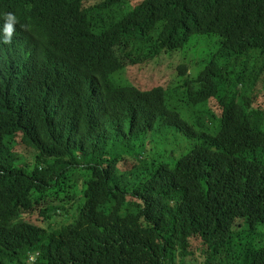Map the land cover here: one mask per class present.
Here are the masks:
<instances>
[{
	"label": "trees",
	"instance_id": "1",
	"mask_svg": "<svg viewBox=\"0 0 264 264\" xmlns=\"http://www.w3.org/2000/svg\"><path fill=\"white\" fill-rule=\"evenodd\" d=\"M5 13L24 68L0 83V264H264V0H0V27Z\"/></svg>",
	"mask_w": 264,
	"mask_h": 264
},
{
	"label": "rangeland",
	"instance_id": "2",
	"mask_svg": "<svg viewBox=\"0 0 264 264\" xmlns=\"http://www.w3.org/2000/svg\"><path fill=\"white\" fill-rule=\"evenodd\" d=\"M197 45V44H195ZM195 45L191 46L190 48H186V50L184 51V53H182V58L184 57L186 60L190 59L191 61H196L193 63H190V68L189 69V73L190 75L193 76V72H191V70L193 71V69H195V74H198V72L200 71L201 67H202V63L200 61L201 58H203V54H199V55H195V52L197 50L194 49ZM258 52H252L250 54V61H249V65H260V58L258 57ZM176 61L179 62V58L176 59ZM244 59L242 60L243 63ZM199 62V67L196 68L194 67V65ZM194 74V76H195ZM191 76V77H192ZM180 77H178L177 75H174L173 77L168 78V83L170 81V85L168 86L169 89H174L177 85V83L180 81ZM171 86V87H170ZM172 93V94H171ZM259 93V92H258ZM167 98V103L169 105V107L173 108V109H177V110H185V107L183 106V99L180 96L175 95L173 92L169 91L167 92L166 95ZM264 103V95L260 94L259 98L257 99V101L255 102V106H261ZM168 140V141H167ZM157 139L156 142H151L150 143V155L152 156L153 159L156 160H162L163 157L167 156L168 152L171 151L174 148H178L180 145L183 146L182 151L185 150V141L182 140L181 138L178 139L177 142L175 141H169V139ZM121 148V146H118L116 149ZM57 221H59V219H57Z\"/></svg>",
	"mask_w": 264,
	"mask_h": 264
},
{
	"label": "clouds",
	"instance_id": "3",
	"mask_svg": "<svg viewBox=\"0 0 264 264\" xmlns=\"http://www.w3.org/2000/svg\"><path fill=\"white\" fill-rule=\"evenodd\" d=\"M4 20L5 23L2 22L0 27V83L4 77L11 76L13 70L16 73L24 68L23 66L18 67L20 63H15L13 59V56H16L15 51L9 47L15 39L13 36L18 23L17 18L13 13H5Z\"/></svg>",
	"mask_w": 264,
	"mask_h": 264
},
{
	"label": "bare ground",
	"instance_id": "4",
	"mask_svg": "<svg viewBox=\"0 0 264 264\" xmlns=\"http://www.w3.org/2000/svg\"><path fill=\"white\" fill-rule=\"evenodd\" d=\"M34 17H35V16H34ZM42 18H43V17H42ZM39 19H40V18H39ZM38 21H39V20H38ZM50 22H51V21H50ZM15 28H16V27H15ZM17 36H18V35H17V31L15 30V34H14L13 37L16 38V39L24 40V38H19V37L17 38ZM55 38H56V37H55ZM65 38H66V37H65ZM63 39H64V38H63ZM78 39H79V38H78ZM157 39H158V37H157ZM66 40H67V39H66ZM68 40H69V39H68ZM159 40H160V39H159ZM201 40H202V39H201ZM157 41H158V40H157ZM202 42H203V41H202ZM203 43H204V42H203ZM167 45H168V44H167ZM201 45H202V44H201ZM206 45H207V44H206ZM51 46H52V45H51ZM138 46H139V45H138ZM146 46H147V45H146ZM140 47H141V46H140ZM195 47H196V45H195ZM148 50H149V49H148ZM145 52H146V53H144V54L146 55V54H147V50H146ZM152 52H153V51H152ZM152 52H151V54L153 55ZM163 52H164V51H163ZM163 52H162V54H163ZM165 52H166V51H165ZM149 53H150V52H149ZM201 54H203V53H201ZM70 55H71V54H70ZM145 55H143V58H144ZM149 55H150V54H149ZM149 55H148V56L146 55V58H145V59H147V57H149V58L151 59V62H152V57H150ZM203 55H204V54H203ZM218 55H219V54H218ZM161 56H162V55H161ZM67 57H68V56H67ZM203 57H204V56H203ZM72 58H73V57H72ZM74 58H75V57H74ZM74 58H73V60H74ZM220 58H222V57H220ZM78 59H79V57H78ZM94 59H95V58H94ZM204 59H205V58H204ZM222 59H223V58H222ZM69 60H70V57H69ZM81 60H82V59H81ZM147 60H148V59H147ZM220 60H221V59H220ZM159 61H160V60H159ZM201 61H202L201 63H204V62L206 63V61H205V60L203 61L202 58H201ZM216 61H217V59H216ZM148 62H149V61H148ZM151 62H150V63H151ZM154 62H155V60H154ZM156 62H157V61H156ZM141 63H143V62H141ZM150 63H149V64H150ZM222 63H223V61H222ZM146 64H147V63H146ZM146 64H145V66H146ZM217 64H218V63H217ZM141 65H142V64H141ZM203 65L205 66V64H203ZM145 66H144V68H145ZM147 66H148V65H147ZM181 67H182V66H181ZM181 67H180V68H181ZM184 67H185V66H184ZM184 67H183V68H184ZM66 68H67V67H66ZM141 68H142V67H141ZM144 68H143V69H144ZM176 68H177V67H176ZM187 68H188V67H187ZM187 68L185 69V71H188ZM189 68H190V67H189ZM202 68H203V67H202ZM86 70H87V68H86ZM89 70H90V69H89ZM136 71H138V70H136ZM181 71H182V70H181ZM200 71H201V69H200ZM138 72H140V71H138ZM179 72H180V71H179ZM191 72L194 73V71H192V70H191ZM180 73H181V72H180ZM198 73H199V72H198ZM95 74H96V73H95ZM95 74H94V75H95ZM182 74H184L183 71H182ZM186 74H187V73H185V75H186ZM66 75H67V74H66ZM191 76H192V75H191ZM193 76H194V74H193ZM191 78H192V77H191ZM98 79H99V77H98ZM110 79H112V78H110ZM79 80H80V79H79ZM71 81H72V80H71ZM112 81H113V80H112ZM75 83H76V82H75ZM121 86H122V85H121ZM126 86H127V85H126ZM170 87H171V86H170ZM54 88H55V87H54ZM74 89H75V87H74ZM95 89H96V88H95ZM168 89H169V88H168ZM175 89H176V88H175ZM173 90H174V89H173ZM145 92H146V91H145ZM171 92H172V91H171ZM171 94H172V93H171ZM212 98H213V97H212ZM166 99H167V98H166ZM111 102H113V101H111ZM166 102H167V101H166ZM113 103H114V102H113ZM144 103H145V102H144ZM144 103H143V104H144ZM149 104H150V103H149ZM166 105H167V104H166ZM112 106H113V105H112ZM145 106H146V105H145ZM147 106H148V105H147ZM151 106H152V105H151ZM107 107H108V106H107ZM109 107H110V105H109ZM148 107H149V106H148ZM102 108H104V106H103ZM110 108H111V109H109V112H110V110H112V107H110ZM99 109H100V108H99ZM99 109H98L97 111H99ZM106 109H107V108H106ZM106 109H105V110H106ZM173 110H174V109H173ZM176 110H177V109H176ZM176 110H175V111H176ZM90 111H91V110H90ZM90 111H89V112H90ZM102 111H103V110H102ZM178 111H179V113H180V110H178ZM104 112H105V111H103V113H104ZM172 112H174V111H172ZM112 113H113V112H112ZM176 113H177V112H176ZM5 114H6V113H5ZM106 114H107V113H106ZM41 115H42V114H41ZM114 115H115V114H114ZM157 115H158V114H157ZM119 116H120V115H119ZM143 116H144V114H143ZM183 116H184V115H183ZM24 117H25V116H24ZM33 117H34V116H33ZM90 117H91V113H90ZM90 117H89V118H90ZM92 117H93V114H92ZM101 117H102V116H101ZM128 117H129V116H128ZM128 117H127V118H128ZM141 117H142V116H141ZM157 117H158V116H157ZM94 118H95V116H94ZM107 118H108V117H107ZM113 118H114V117H113ZM115 118H116V115H115ZM117 118H119V117H117ZM123 118H124V117H123ZM130 118H132V117H130ZM195 118H197V117H195ZM92 119H93V118H92ZM97 119H98V118H97ZM125 119H126V118H125ZM138 119H139V117H138ZM38 120H39V119H38ZM86 120H87V119H86ZM88 120H89V119H88ZM113 120H114V119H113ZM116 120H117V119H116ZM118 120H119V119H118ZM118 120H117V121H118ZM126 120H127V119H126ZM183 120H184V117H183ZM96 121H97V120H96ZM102 121H103V120H102ZM104 121H105V120H104ZM120 121H121V120H120ZM120 121H119V122H120ZM138 121H139V120H138ZM196 121H197V119H196ZM196 121H195V123H197ZM121 122H122V121H121ZM123 122H124V121H123ZM134 122H135V119H134ZM155 122H156V121H155ZM212 122H214V121H212ZM96 123H97V122H96ZM99 123H100V122H98V125H99ZM112 123H113V121L111 122V124H112ZM127 123H128V122H127ZM131 123H132V121H131ZM135 123H136V122H135ZM137 123H138V122H137ZM164 123H165V121H164ZM164 123H163V125H165ZM107 124H108V123H107ZM132 124H133V123H132ZM132 124L129 125V126H131V128H132ZM139 124H141V123H139ZM139 124H138V125H139ZM143 124H144V123H143ZM143 124H142V125H143ZM153 124H154V123H153ZM202 124H203V123H202ZM204 124H205V123H204ZM209 124H210V122H209ZM211 124H212V123H211ZM116 125H117V124H116ZM136 125H137V124H136ZM136 125H135V126L133 125V126L136 127ZM193 125H194V124H193ZM205 125H206V124H205ZM212 125H213V124H212ZM107 126H108V125H107ZM107 126H106V127H107ZM123 126H124V125H123ZM202 126H203V125H202ZM119 127H120V126H119ZM134 127H133V129H134ZM139 127H140V126H139ZM150 127H151V126H150ZM164 127H168V126H164ZM177 127H178V126H177ZM182 127H183V126H182ZM182 127H181V129L184 128V127H183V128H182ZM108 128H109V127H108ZM108 128H107V129H108ZM117 128H118V127H117ZM124 128H125V127H124ZM124 128H123V129H124ZM136 128H137V127H136ZM144 128H145V127H144ZM179 128H180V127H179ZM179 128H177V129H179ZM205 128H207V127H205ZM212 128H213V127H212ZM214 128H215V127H214ZM217 128H218V127H217ZM217 128H215V129H217ZM220 128H221V127H220ZM107 129H106V131H107ZM110 129H111V128H110ZM133 129H132V130H133ZM175 129H176V128H175ZM210 129H211V127H210ZM108 130H109V129H108ZM120 130H121V129H120ZM128 130L130 131V129H128ZM139 130H140V129H139ZM143 130H144V129H143ZM143 130H142V132H143ZM207 130H209V128H208ZM3 131H4V129H3ZM136 131H137V130H136ZM209 131H210V130H209ZM213 131H214V130H213ZM218 131H219V128H218ZM119 132H122V131H119ZM142 132H141V133H142ZM151 132H152V131H151ZM107 133H108V131H107ZM129 133H130V132H129ZM132 133H133V132L131 131V134H132ZM217 133H218V132H217ZM0 134H1V133H0ZM215 134H216V133H215ZM99 135H100V134H99ZM99 135H98V136H99ZM116 135H117V134H116ZM125 135H127V134H125ZM134 135H136V134H134ZM134 135H133V136H134ZM140 135H141V134H140ZM106 136H107V135H106ZM129 136H130V135H129ZM133 136H132V137H133ZM144 136H145V135H144ZM190 136H191V135H190ZM123 137H124V135H122V139H123ZM37 138H38V137H37ZM119 138H120V137H119ZM133 138H134V137H133ZM1 139H2V138H1ZM1 139H0V140H1ZM112 139L114 140V138H111V141H112ZM3 140H4V139H3ZM15 140H16V139H15ZM15 140H14V141H15ZM116 140H117V139H116ZM125 140H126V139H125ZM4 141H5V140H4ZM10 141H11V140H10ZM10 141H9V142H10ZM114 141H115V140H114ZM120 141H122V140L120 139ZM12 142H13V140H12ZM115 142H116V141H115ZM125 142H127V141H125ZM125 142H124V139H123V142H121V144H122V143L124 144ZM128 142H129V141H128ZM5 143H7V142H5ZM10 143H11V142H10ZM118 143H120V142H118ZM118 143H117V144H118ZM115 144H116V143H115ZM126 144H127V143H126ZM27 145H28V144H27ZM128 145L132 146V144H129V143H128ZM29 147H30V144H29ZM49 147H50V146H49ZM0 148H1V147H0ZM6 148L8 149V147H6ZM127 148H128V147H127ZM130 149H131V148H130ZM22 150L25 151V149H23V147H22ZM22 150H21V151H22ZM30 150H31V149H29V151H28L29 153H30ZM37 150H38V148H37ZM66 150H67V148H66ZM66 150H65V151H66ZM124 150H125V149H124ZM132 150H134V149L132 148ZM41 151H42V150H41ZM26 152H27V150H26ZM26 152L24 153V156H25ZM0 153H1V152H0ZM4 153H5V152H4ZM4 153H3V154H4ZM19 153H20V151H19ZM29 153H28V154H29ZM32 153H35V152H32ZM43 153H44V152H43ZM53 153H54V152H53ZM1 154H2V153H1ZM5 154H7V152H6ZM39 154H40V153H39ZM45 154H47V153H45ZM34 155H36V154H34ZM49 155H50V153H49ZM52 155H53V154H52ZM54 155H56V154H54ZM65 155H66V153H65ZM116 155H117V154H116ZM118 155H119V153H118ZM29 156H31V154H29L27 157H29ZM32 156H33V154H32ZM32 156H31V157H32ZM39 156H40V155H39ZM104 156H105V155H104ZM110 156H111V155H110ZM110 156L108 155V157H110ZM124 156H125V155H124ZM3 157H5V156H3ZM27 157H26V158H27ZM55 157H56V156H55ZM100 157H101V156H100ZM113 157H114V156H113ZM119 157H121V153H120ZM126 157H127V156H126ZM34 158H35V157H34ZM34 158H33V161H34ZM36 158H37V157H36ZM63 158H64V157H63ZM111 158H112V157H111ZM117 158H118V156H117ZM117 158H116V159H117ZM136 158H137V157H136ZM127 159H129V158H127ZM132 159H133V158H132ZM134 159H135V158H134ZM17 160H18V158H17ZM101 160H102V158H101ZM33 161H32V162H33ZM35 161H36V159H35ZM35 161H34V162H35ZM112 161H113V160H112ZM119 161H120V160H119ZM124 161H125V160H124ZM128 161H129V160H128ZM132 161H133V160H132ZM32 162L29 164V166H30L31 164H33ZM103 162H105V161H103ZM106 162H107V163H106ZM106 162H105V163L108 164V160H107ZM109 162H110V160H109ZM110 163H111V162H110ZM128 163H129V162H128ZM137 163H138V162H137ZM27 164H28V163H27ZM33 165H35V164H33ZM137 166H138V165H137ZM24 167H25V166H24ZM35 167H36V166H33V168H35ZM128 168H129V167H128ZM130 168H131V167H130ZM134 168H135V167H134ZM28 169H29V167H28ZM132 169H133V168H132ZM135 169H136V168H135ZM136 170H137V169H136ZM27 172H28V170H27ZM132 172H135V171H132ZM79 175H80V174H79ZM120 179H121V178H120ZM122 179H123V178H122ZM31 182H33V181H31ZM83 184H84V182H83ZM260 184H262V183L260 182ZM111 186H112V185H111ZM116 186H117V185H116ZM263 186H264V185H263ZM86 187H87V186H86ZM261 187H262V185H261ZM110 188H111V187H110ZM115 189H117V188H115ZM263 189H264V187H263ZM260 190H261V189H260ZM117 191H118V190H117ZM262 192H263V191H262ZM237 195L239 196V194H237ZM74 201H75V200H74ZM245 214H246V213H245ZM245 214H244V215H245ZM242 215H243V214H242ZM244 215H243V216H244ZM237 218H238V217H237ZM230 223H231V221H230ZM258 225H259V224H258ZM108 229H109V228H108ZM111 230H112V227H111ZM224 230H225V229H223V231H224ZM226 230H228V229H226ZM263 230H264V229H263ZM106 231H107V230H106ZM106 231H105V233H106ZM225 232H226V231H225ZM221 234L223 235V233H221ZM241 234H242V233H241ZM241 234H240V236L243 235V234H242V235H241ZM228 235L230 236V234H228ZM231 235H232V233H231ZM237 235H238V234H237ZM234 237H235V236H234ZM234 237H233V238H234ZM235 238H236V241H237V240H238V239H237L238 237H235ZM225 239H226V238H225ZM254 239H255V238H254ZM227 240H228V239H227ZM230 240H231V238L229 239V241H230ZM253 242H255V240H253ZM257 243H259V242H257ZM255 244H256V242H255ZM260 244H261V242H260ZM260 244H259V245H260ZM233 245H234V244H233ZM229 247H230V246H229ZM231 247H232V246H231Z\"/></svg>",
	"mask_w": 264,
	"mask_h": 264
}]
</instances>
